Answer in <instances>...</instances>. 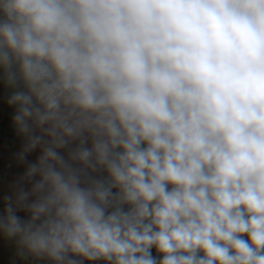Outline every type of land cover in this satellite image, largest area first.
<instances>
[{"label": "clouds", "instance_id": "9594fccd", "mask_svg": "<svg viewBox=\"0 0 264 264\" xmlns=\"http://www.w3.org/2000/svg\"><path fill=\"white\" fill-rule=\"evenodd\" d=\"M11 264H264V0H0Z\"/></svg>", "mask_w": 264, "mask_h": 264}, {"label": "crops", "instance_id": "0c3cea01", "mask_svg": "<svg viewBox=\"0 0 264 264\" xmlns=\"http://www.w3.org/2000/svg\"><path fill=\"white\" fill-rule=\"evenodd\" d=\"M18 140L15 139L8 126V109L4 108L0 116V181H7L21 169L15 166L9 168L10 155L18 148ZM13 248L0 240V264H11Z\"/></svg>", "mask_w": 264, "mask_h": 264}, {"label": "trees", "instance_id": "16d2710c", "mask_svg": "<svg viewBox=\"0 0 264 264\" xmlns=\"http://www.w3.org/2000/svg\"><path fill=\"white\" fill-rule=\"evenodd\" d=\"M3 110H4V107L2 108V110H1V112H0V116H1V114L3 113Z\"/></svg>", "mask_w": 264, "mask_h": 264}, {"label": "water", "instance_id": "95a60500", "mask_svg": "<svg viewBox=\"0 0 264 264\" xmlns=\"http://www.w3.org/2000/svg\"><path fill=\"white\" fill-rule=\"evenodd\" d=\"M2 108H3V106H2V105H0V112H1Z\"/></svg>", "mask_w": 264, "mask_h": 264}]
</instances>
